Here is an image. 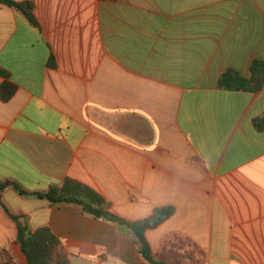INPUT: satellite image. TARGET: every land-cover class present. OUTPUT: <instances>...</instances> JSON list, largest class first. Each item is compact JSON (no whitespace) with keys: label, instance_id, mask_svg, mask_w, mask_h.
I'll return each mask as SVG.
<instances>
[{"label":"crops","instance_id":"1","mask_svg":"<svg viewBox=\"0 0 264 264\" xmlns=\"http://www.w3.org/2000/svg\"><path fill=\"white\" fill-rule=\"evenodd\" d=\"M25 1V0H16ZM0 3V183L70 264H150L114 223L44 194L81 182L129 221L173 214L146 238L169 264H264V87L220 89L264 60V0ZM0 205V264H28Z\"/></svg>","mask_w":264,"mask_h":264},{"label":"trees","instance_id":"2","mask_svg":"<svg viewBox=\"0 0 264 264\" xmlns=\"http://www.w3.org/2000/svg\"><path fill=\"white\" fill-rule=\"evenodd\" d=\"M0 3L22 12L31 21L33 19L34 2L31 0H0ZM220 89L226 91L259 92L264 87V60H254L251 65V76L245 78L235 70L224 72L219 79ZM16 92V86L10 82L0 85V99L9 101ZM254 127L258 132L264 131V113L254 119ZM13 186L23 195H28L12 182L0 183V205L7 216L16 224L18 233L16 243L20 245L28 264H70V260L63 251L61 241L52 233L50 228L44 227L32 230L29 219L24 214H14L3 200L4 192ZM45 197L53 204H73L80 207L86 215L95 219L108 221L117 225L120 231L132 237L138 247V252L150 264H169L163 256L155 255L146 238L148 230L158 227L173 214L172 208H158L147 219L129 221L111 211V205L104 197L91 187L72 179H66L60 187H53L48 192L34 194Z\"/></svg>","mask_w":264,"mask_h":264}]
</instances>
